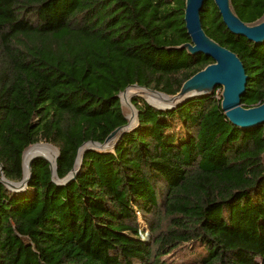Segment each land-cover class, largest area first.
Segmentation results:
<instances>
[{
	"label": "trees",
	"instance_id": "obj_1",
	"mask_svg": "<svg viewBox=\"0 0 264 264\" xmlns=\"http://www.w3.org/2000/svg\"><path fill=\"white\" fill-rule=\"evenodd\" d=\"M230 1L247 23L264 12V0ZM184 7L0 0L4 177L20 181L22 153L40 141L58 149L65 177L83 143L128 122L117 97L127 85L172 95L212 63L178 48L190 41ZM200 19L243 64L241 105L264 102V42L231 33L213 0ZM220 101L213 91L159 109L133 96L137 124L113 149L84 150L73 180L54 182L37 157L24 190L0 182V264H264V124H232ZM175 252L186 258L165 257Z\"/></svg>",
	"mask_w": 264,
	"mask_h": 264
},
{
	"label": "water",
	"instance_id": "obj_2",
	"mask_svg": "<svg viewBox=\"0 0 264 264\" xmlns=\"http://www.w3.org/2000/svg\"><path fill=\"white\" fill-rule=\"evenodd\" d=\"M206 0H185L184 7V21L187 33L190 37V41L181 44L178 48L185 49L189 54H204L210 57L213 62L207 64L203 69L199 70L187 80L183 82L180 89L172 95L165 94L161 91L151 90L145 86H140L135 84L127 85L122 91L117 94L120 98V94L124 92L128 87H139L150 90L156 94L164 95L163 100L164 107H158L147 101L150 105L157 107L159 109H171L183 102L194 98V97H204L206 95L212 94L214 88L222 87V95L220 106L224 112L227 119L234 125L241 128H252L260 124H264V102L250 106L244 107L240 103V97L243 95L246 87L247 75L243 67L242 62L238 56L221 46L219 43L210 38L203 30L200 19V11ZM220 15L223 23L226 25L227 29L236 35L244 36L249 41L254 43L264 42V12L262 16L254 22L247 23L242 21L237 14L234 12L230 0H213ZM131 102V100L129 99ZM121 103V102H120ZM132 105V103H131ZM135 108V107H134ZM136 122L134 125L130 126V120L122 126L116 127L103 142L97 141H87L83 143L79 148H82V152L86 149L95 150H110L114 148L115 143L124 131L132 129L137 124V110L135 109ZM111 140V141H110ZM90 144V145H88ZM93 144L99 145L98 147H93ZM58 155V149H57ZM56 155V157H57ZM41 157L47 160L44 156L35 155L31 158L29 162V176L25 179L23 185L19 188H13L8 186L5 182L6 180L11 183H21L23 177L20 181H10L6 179L3 175L2 166L0 164V182L3 183L9 190L19 192L27 187L28 179L31 175L30 163L34 158ZM77 158V157H76ZM82 158V154H81ZM48 161V160H47ZM49 162V161H48ZM22 163H23V153H22ZM75 163L69 173L63 177L59 178L56 175V159L55 165L49 162L51 169L52 180L58 184H65L70 180H73L79 170L80 162L75 168ZM23 174V165H22Z\"/></svg>",
	"mask_w": 264,
	"mask_h": 264
},
{
	"label": "bare ground",
	"instance_id": "obj_3",
	"mask_svg": "<svg viewBox=\"0 0 264 264\" xmlns=\"http://www.w3.org/2000/svg\"><path fill=\"white\" fill-rule=\"evenodd\" d=\"M129 88H131V87H128L125 91H127V92H128V90L130 91L131 89H129ZM140 90L142 91L143 94L145 93L148 97L154 98V101H155L154 105L156 102H158L161 105L158 107H164V105H163L164 102L162 99L163 97L165 98L164 95L156 94V93H154L150 90L144 89V88H140ZM124 92H122V93H124ZM127 92L124 93V96H126V98L128 100ZM155 106H157V105H155ZM88 145H90V144H88ZM93 146L98 147L99 145L93 144ZM82 150H83L82 148L79 149V154H78V157H77V160L75 163V168L78 166V164L80 162ZM35 155H42V156H45V158L46 157L49 158V159H47V158L46 159L50 162L52 167H54L55 159H56V155H57V149L56 150L51 149V146L48 144H38V145H34V146H31L28 149H26L25 152L23 153V165H24V167H23V173H24L23 180L21 183H11V182H8L6 180L5 182L8 184V186L13 187V188H19L21 185H23L25 179L29 176V162H30L31 158Z\"/></svg>",
	"mask_w": 264,
	"mask_h": 264
},
{
	"label": "rangeland",
	"instance_id": "obj_4",
	"mask_svg": "<svg viewBox=\"0 0 264 264\" xmlns=\"http://www.w3.org/2000/svg\"><path fill=\"white\" fill-rule=\"evenodd\" d=\"M129 89H131V90L130 91L128 90V92L125 91V92H127L128 100H127L126 96H124V93H125L124 92V93H121L120 94V98H121L120 99V102H121V108H122V111H123L124 115L126 116V118L128 119V121L130 120V122H131L130 125H134L135 122H136L135 108H134L133 105H131V102L129 101V99L131 100V98L133 96H139V97L143 98L146 102L149 101L152 104H154L155 101H154V98L153 97H148L145 93L143 94L139 87H131ZM151 90H154V89H151ZM214 91H215V95L217 96V98H219V97L221 98V95H222V87H216V88H214ZM162 99L164 100V97ZM155 105L161 106L158 102H156ZM38 144H48V145L51 146V149H53V150L54 149L55 150L57 149L54 145H52V144H50L48 142H45V141H40V142L31 144V146L38 145ZM31 146L29 145V147H31ZM47 159H49V158H47ZM140 221H141V228H140V230L146 229V227L144 226V224H143V222H142L141 219H140ZM144 233L145 234H141V237L142 238L147 237L146 231ZM165 257H169V260L171 259L172 261H175V262H180V261H182L183 259L186 258V256H184L181 252H175V253H172V254L170 253V254H167Z\"/></svg>",
	"mask_w": 264,
	"mask_h": 264
}]
</instances>
